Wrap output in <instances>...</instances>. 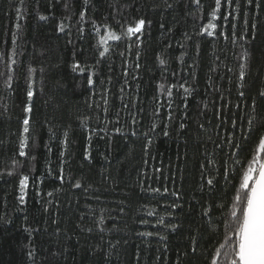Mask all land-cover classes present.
<instances>
[{
    "label": "trees",
    "instance_id": "1",
    "mask_svg": "<svg viewBox=\"0 0 264 264\" xmlns=\"http://www.w3.org/2000/svg\"><path fill=\"white\" fill-rule=\"evenodd\" d=\"M168 3L173 7L166 9L164 0H23V5L21 0H0V49L11 50L16 32L20 53L15 92L9 95L0 77V113L8 106L0 115V264H207L204 250L216 242L209 223L216 226L220 210L213 207L204 216L203 209L230 199L238 183L239 166L230 182L222 175L221 165L232 151L227 138L239 140L246 160L255 137L240 139L241 122L264 119V97L259 95L264 90V0L259 8L247 0H233L229 8L222 0L214 38L198 33L215 0H201L199 10L191 0ZM17 7L22 8L19 20ZM41 15L47 19L40 20ZM140 18L146 21L140 41L110 40L101 59L98 41L105 26L120 34ZM245 51L246 62L241 59ZM73 63L84 72H73ZM241 63H246L243 88ZM29 65L38 71L33 140L25 158L18 156V136ZM40 69L43 94L38 90ZM182 84L190 93H184ZM253 98L256 112L250 107ZM83 117L90 118L87 128L81 127ZM86 150L90 159H85ZM14 155L19 163L9 176ZM210 159L217 165L202 170ZM21 174L29 177L23 204ZM202 175L217 176L211 193L206 186L201 190L206 183ZM77 182L81 187H75ZM154 188L161 191L153 193ZM150 209H155L152 216ZM161 217L166 225L179 227L172 231L159 225Z\"/></svg>",
    "mask_w": 264,
    "mask_h": 264
},
{
    "label": "snow or ice",
    "instance_id": "2",
    "mask_svg": "<svg viewBox=\"0 0 264 264\" xmlns=\"http://www.w3.org/2000/svg\"><path fill=\"white\" fill-rule=\"evenodd\" d=\"M87 2V0H85ZM192 3L197 5V10L201 7V0H191ZM224 2L228 5L229 8H232L233 0H224ZM166 5V9H170L173 7V4L168 3V0H164ZM248 5H253L257 8L260 7V0H247ZM21 5H23V0H21ZM222 5V0H215V7L209 13V20L206 24H203L200 28L198 35L207 37H216L217 36V24L216 20L220 19L219 13ZM239 3H236V7L234 11H239ZM17 20L21 18L22 8L17 7ZM232 13L229 12L227 15L223 17L225 21L228 20L229 16ZM40 20L47 19L46 16L41 15L39 17ZM81 21L84 20V12L80 14ZM146 21L143 18H140L134 22L132 25H128L126 30H122L120 34H117L116 31L111 30L108 26H105L106 34L101 35L99 38V46L102 48L99 51V57L103 59L106 56V53L109 51L108 42L111 41H120L122 37H126L131 39L132 37H136V41H140V36L143 33V29L145 27ZM150 23V22H148ZM245 24L247 25V20H245ZM17 29H19V24L16 25ZM95 27V25H94ZM163 27V25H161ZM256 25L253 24L252 28L255 29ZM124 26H122V29ZM63 24L60 26V31H63ZM97 33L100 32L99 27H96ZM224 35V39L227 41L228 36L224 33H220ZM233 43L236 42V35L233 31L231 37ZM240 39H244L243 36ZM255 39V37H252ZM18 46V37L17 33H12V41H11V50L5 52L3 49H0V77H3V85L5 90H7L8 94L11 95L15 92V88L13 87L15 81V75L17 68L19 67L20 61L17 59V56L20 53L17 52ZM139 54H137V57ZM245 62L248 59L247 51H245L244 55L241 58ZM100 61L98 60L97 63ZM160 63L164 64L165 61L160 59ZM139 67V65H137ZM84 67L79 63L72 64L73 72H84ZM230 70V69H229ZM37 68L29 65L26 70V101L23 106V119L21 121V129L18 136V156L28 158V152L26 149L30 146V141L33 140L32 132V121H33V106H34V96L37 93V80L36 73ZM246 75V63L240 64V72H239V81L240 87L243 88V82L245 80ZM39 92L43 94V69H40V80H39ZM88 85L91 87L93 85L92 76L88 77ZM174 87V86H173ZM183 88L184 93H190V88L185 85H180ZM123 91V90H121ZM167 95L171 97L172 95V87L167 89ZM239 95L241 97L244 96V92L240 91ZM260 97H264V90L259 92ZM105 105L107 104V100H104ZM239 108L240 105H237ZM251 110L253 112L257 111V103L255 98L252 99L251 102ZM107 111V109H105ZM8 112V106L3 105V115ZM89 117L81 118V127L87 128ZM169 119H171V115H169ZM135 123V120H133ZM203 128V125H200ZM232 127L235 129L237 127V120H232ZM185 124H180V129H184ZM155 129V125H153V130ZM119 132V129L116 130ZM51 132V130H50ZM241 137L243 141L247 142L252 140L255 137V140L251 146V154L250 157L242 159L240 156V152L242 150V145L239 140L234 139L233 136H229L227 138V143L232 151L228 154V159L223 161L221 167H223V178L226 182L229 181V177H237V166L238 169V183L233 185V192L230 199H221L220 202L214 206H210L208 208L203 209V215L209 216L212 212V208L216 207L220 210L219 219L215 221V227L212 226V222L209 223V231L213 233V238L215 239V244L212 245L211 248H206L204 250V257L207 260V264H264V119H256L249 118L246 122H241L240 127ZM135 133H133L134 135ZM165 136L168 135L167 130L163 133ZM147 135V133H145ZM68 132H64V145L67 147L68 143ZM92 137L89 135L88 140L91 141ZM3 141H0L2 144ZM151 140H148V144L145 146V151H147V147L150 146ZM220 145L217 144V148ZM51 151V149H49ZM60 155L63 157L64 152L62 151ZM32 160H35V156L30 157ZM85 159H90V152L86 150ZM231 160L232 163L229 165L228 161ZM19 161L13 157V168L9 170L7 174L9 176L14 174L15 166ZM217 161L209 160L208 164H201V169L204 170L206 167H213L217 165ZM217 174L219 173V168H217ZM3 175V173H0ZM61 182H63V168H61ZM202 179L205 180V184L201 185V190L203 191L205 186L211 193L215 188V181L217 180L216 175H207L203 176ZM29 177L27 175L21 174L19 179V191L21 195L19 196L20 203L23 204L25 202V190L28 187ZM75 187H81L80 183L77 182ZM153 193H159L161 190L159 188L150 189ZM168 189L165 188L164 192L167 193ZM225 193H227V186L223 189ZM49 196L52 195L51 192L48 193ZM172 195L178 197V193L173 192ZM175 205H173L174 207ZM149 216L155 214V209H150L147 213ZM142 223H148L147 221H142ZM99 224H104V219L101 217ZM158 224L165 227H170L172 231H175L179 225L178 224H165L164 218L161 217L158 221ZM222 226V231H221ZM100 231H104L103 228ZM141 236L151 237L154 235H159V233L153 232H141L138 233ZM160 240H165L166 237L163 235H159ZM192 249L191 251L195 254L197 252V240L196 237H192ZM29 257L33 256V252L28 253Z\"/></svg>",
    "mask_w": 264,
    "mask_h": 264
}]
</instances>
